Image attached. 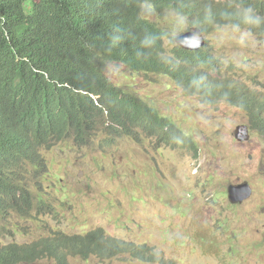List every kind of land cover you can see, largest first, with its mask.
Returning <instances> with one entry per match:
<instances>
[{
	"label": "trees",
	"instance_id": "trees-1",
	"mask_svg": "<svg viewBox=\"0 0 264 264\" xmlns=\"http://www.w3.org/2000/svg\"><path fill=\"white\" fill-rule=\"evenodd\" d=\"M25 1L0 0V220L10 211H28L29 177L47 169L41 151L66 139L85 147L101 131L106 145L121 138L139 143L147 136L196 152L192 138L169 118L111 80L109 63L143 75H165L187 95L244 111L252 127L264 133V93L206 71L204 66L214 68L216 63L206 46L186 51L169 43L168 50L166 33L143 17L146 0H35L28 14ZM147 2L156 15L174 7L182 10L200 33L236 26L264 41V0ZM209 7L213 16L206 22ZM247 9L261 23H248ZM148 34L156 38L151 48L141 43ZM113 36L119 41L113 43ZM121 256L170 264L147 245L110 236L102 228L71 235L55 231L28 244L0 247V264L43 259L72 264L71 258L105 261Z\"/></svg>",
	"mask_w": 264,
	"mask_h": 264
},
{
	"label": "rangeland",
	"instance_id": "rangeland-1",
	"mask_svg": "<svg viewBox=\"0 0 264 264\" xmlns=\"http://www.w3.org/2000/svg\"><path fill=\"white\" fill-rule=\"evenodd\" d=\"M33 1L24 3L27 14ZM145 18L169 31L167 13ZM200 35L216 62L214 68L204 66L206 71L264 93L263 40L233 26ZM164 43L172 47L167 37ZM106 73L192 138L196 152L147 136L139 143L121 138L106 145L101 131L85 147L66 139L41 151L46 172L29 177L28 211H10L0 220V247L28 244L55 231L71 235L102 228L147 245L170 264H264V133L250 127L244 111L187 95L165 75H143L112 63ZM241 183L250 185L251 194L230 202L228 187ZM70 260L147 264L123 256Z\"/></svg>",
	"mask_w": 264,
	"mask_h": 264
},
{
	"label": "clouds",
	"instance_id": "clouds-1",
	"mask_svg": "<svg viewBox=\"0 0 264 264\" xmlns=\"http://www.w3.org/2000/svg\"><path fill=\"white\" fill-rule=\"evenodd\" d=\"M142 14L145 17H153L157 14L156 8L154 7L153 4L146 2L142 5ZM168 17H169V22H170V28L169 31L167 32V39L169 41L170 44H172L174 47L179 45L182 47H187V48H197L200 45L201 42V36H200V32L192 29L190 27L191 22L189 20V17L187 15L184 14V12L182 10H179L177 8H172L168 13H167ZM213 16V12L212 9L209 7L206 9V13H205V21L206 22H210ZM244 19L251 24H259L261 23V19L258 16H254L252 15V11L251 9H247L244 13ZM236 27V26H234ZM187 32L190 31L191 35L187 36V37H183L180 38L183 32ZM213 31L209 32V33H202L204 35H209L211 34ZM120 39L119 36H113L112 37V41L113 43L118 42ZM202 39L204 40V45H205V38L202 36ZM156 38L153 35H145L144 39L141 41L142 46L145 48H151L154 44H155ZM203 45V47H205ZM201 47V48H203ZM200 48V49H201ZM233 79V78H230ZM236 80V79H233ZM238 82H240L239 80H236ZM242 83V82H241ZM244 84V83H243ZM246 85V84H245ZM247 86V85H246ZM248 87V86H247ZM249 88V87H248ZM247 117V116H246ZM248 123L250 125V127L255 130L256 132L260 133L258 130L254 129L251 125V123L249 122V119L247 118ZM241 184H248V183H241ZM239 185V184H237ZM235 186V185H233ZM249 188L250 185L248 184ZM251 190V188H250ZM252 191V190H251ZM227 194H228V189H227ZM229 199V197H228ZM245 200H242L241 202H243ZM231 202V201H230ZM233 203V202H232Z\"/></svg>",
	"mask_w": 264,
	"mask_h": 264
},
{
	"label": "water",
	"instance_id": "water-1",
	"mask_svg": "<svg viewBox=\"0 0 264 264\" xmlns=\"http://www.w3.org/2000/svg\"><path fill=\"white\" fill-rule=\"evenodd\" d=\"M189 35H191V32L187 31V32L182 33L180 38L187 37ZM203 45H204V40L201 38L200 45L197 48L192 49V48L182 47L179 45H177V46L183 50H186V51H197L201 47H203ZM249 193H250V188H249L248 184H239V185H235V186L230 185L228 187V197H229V200L233 203L234 202H241L242 200L245 199V197Z\"/></svg>",
	"mask_w": 264,
	"mask_h": 264
},
{
	"label": "bare ground",
	"instance_id": "bare-ground-1",
	"mask_svg": "<svg viewBox=\"0 0 264 264\" xmlns=\"http://www.w3.org/2000/svg\"><path fill=\"white\" fill-rule=\"evenodd\" d=\"M200 36H201V35H200ZM201 38H202V36H201ZM250 194H251V190H250V193H249L248 195H250ZM248 195H247V196H248Z\"/></svg>",
	"mask_w": 264,
	"mask_h": 264
}]
</instances>
